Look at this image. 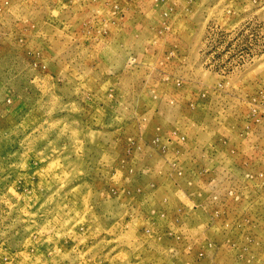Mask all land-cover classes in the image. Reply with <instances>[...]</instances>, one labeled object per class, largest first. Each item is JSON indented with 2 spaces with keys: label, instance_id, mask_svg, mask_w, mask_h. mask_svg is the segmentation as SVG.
Instances as JSON below:
<instances>
[{
  "label": "rangeland",
  "instance_id": "obj_1",
  "mask_svg": "<svg viewBox=\"0 0 264 264\" xmlns=\"http://www.w3.org/2000/svg\"><path fill=\"white\" fill-rule=\"evenodd\" d=\"M0 264H264V0H0Z\"/></svg>",
  "mask_w": 264,
  "mask_h": 264
}]
</instances>
